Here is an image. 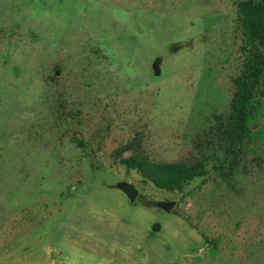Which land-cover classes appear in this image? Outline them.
Wrapping results in <instances>:
<instances>
[{"label": "rangeland", "instance_id": "obj_1", "mask_svg": "<svg viewBox=\"0 0 264 264\" xmlns=\"http://www.w3.org/2000/svg\"><path fill=\"white\" fill-rule=\"evenodd\" d=\"M236 1L0 0V264H264V102L232 170L208 143ZM133 153L207 174L177 195Z\"/></svg>", "mask_w": 264, "mask_h": 264}, {"label": "trees", "instance_id": "obj_2", "mask_svg": "<svg viewBox=\"0 0 264 264\" xmlns=\"http://www.w3.org/2000/svg\"><path fill=\"white\" fill-rule=\"evenodd\" d=\"M237 20L242 36V59L231 78L233 90L224 116H214L208 143L221 158L219 164L232 170L240 160L241 144L246 137L248 120L264 102V0H237ZM126 144L117 151L128 149ZM126 169H134L155 188L181 195L195 178L207 174L206 158L191 163L150 162L138 154L120 158Z\"/></svg>", "mask_w": 264, "mask_h": 264}, {"label": "water", "instance_id": "obj_3", "mask_svg": "<svg viewBox=\"0 0 264 264\" xmlns=\"http://www.w3.org/2000/svg\"><path fill=\"white\" fill-rule=\"evenodd\" d=\"M117 187L129 199L134 198L136 190L131 184H129V183H120ZM155 204L158 207H160V208H162L164 210H169L172 207V205H173V201H158Z\"/></svg>", "mask_w": 264, "mask_h": 264}, {"label": "crops", "instance_id": "obj_4", "mask_svg": "<svg viewBox=\"0 0 264 264\" xmlns=\"http://www.w3.org/2000/svg\"><path fill=\"white\" fill-rule=\"evenodd\" d=\"M250 261V263L249 262H245V259H242V260H240V262H239V264H255L254 263V259H252V260H249Z\"/></svg>", "mask_w": 264, "mask_h": 264}]
</instances>
